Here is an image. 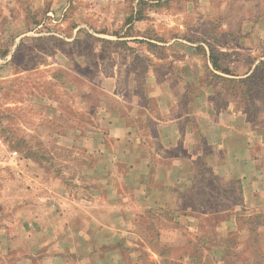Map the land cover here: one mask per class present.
<instances>
[{"label":"rangeland","instance_id":"rangeland-1","mask_svg":"<svg viewBox=\"0 0 264 264\" xmlns=\"http://www.w3.org/2000/svg\"><path fill=\"white\" fill-rule=\"evenodd\" d=\"M225 5L224 15L210 20L202 14V0H0V264H100L124 242L131 247L124 249L126 259L138 264H264V211L221 239L214 227L226 214L214 216L205 224L206 235L195 237L185 224L154 221L150 211L135 206L128 185L135 184L134 176L120 163L119 144L100 138L108 134L110 118L129 111L153 133L161 115L148 94L151 80L162 82L196 56L203 76L188 80L209 85L215 107L234 101L256 126V142L264 140V63L246 79L208 74L202 43L233 49L239 42L232 37L246 4ZM222 22L232 32L222 31ZM253 47L255 56H264V41ZM209 48L217 68L230 72L231 54ZM235 53V70L244 73L251 54ZM170 80L174 85L178 79ZM179 103L178 109H187L183 98ZM191 122V137L201 135V126ZM128 123L134 124L132 117ZM201 138L208 149L209 139ZM106 144L113 152L109 190L94 170ZM205 178L199 177L201 187L190 200L205 199L210 210L230 205L238 192L233 185L221 190L219 179ZM105 199L114 201L111 207ZM107 211L116 216L105 218ZM107 225L122 236L91 245L87 232Z\"/></svg>","mask_w":264,"mask_h":264},{"label":"crops","instance_id":"crops-1","mask_svg":"<svg viewBox=\"0 0 264 264\" xmlns=\"http://www.w3.org/2000/svg\"><path fill=\"white\" fill-rule=\"evenodd\" d=\"M244 2L245 11L240 12L241 21L236 34L232 37L237 38L232 39L234 42L239 41L235 48L228 49L213 41H208V44L202 43L206 48L205 63L210 68L208 74L213 72L228 78L246 79L255 72L258 64L264 63V56H255L253 50L257 49L253 45L258 47L260 42L264 41V0H244ZM202 4L204 5V8L203 6L201 8L202 14L206 18L211 20L214 15L215 19L219 15H224L225 0H202ZM218 4L223 7L218 9ZM219 28L222 31L232 29L225 22H222ZM240 41H248L251 45L243 47ZM253 41L256 43H252ZM215 45L220 55L231 54V60L225 63L230 67V72L213 67L209 46ZM245 49L251 57L247 55L246 69L244 73H240L235 70L240 64L239 59H235V52ZM186 58L189 56L187 55ZM197 58L195 56L186 69L167 73L162 82L151 80L148 94L156 98L161 115L155 120L153 133L146 131L145 125L138 123L137 115L129 111L123 117H115L112 121L110 118L106 129L108 134L100 135V138L105 143L109 138L115 139L119 144L116 148L121 159L120 163L127 167L130 176H134L131 180L135 184L128 183V185L132 186L129 187L130 191H134L131 197L138 209L150 211L154 221L185 224L192 231L193 236L204 233L205 224L214 216L226 214L227 218L220 223L217 222L214 227L215 236L221 239L225 233L240 231L241 220L249 219L264 211V155H261L256 147V143L259 142L258 144H261L263 148L264 140L256 142V126L234 101L226 106L215 107L209 96V88H207L209 85L188 80L189 77L203 76L202 70L198 69L200 65ZM153 72L152 70L151 73ZM152 76L156 78V74L153 73ZM171 78H177V83L171 84ZM180 98L188 103L187 109H178ZM195 100L199 103L195 104ZM192 105L193 107H190ZM131 117L134 124L128 123V118ZM192 120L201 126V135L195 132L191 137ZM202 136L209 139L208 149L201 140ZM103 146L99 155L101 164L99 167L94 166V170H97L99 177L103 175V188L109 190L111 184L108 183L113 182L108 178L111 172L110 157L113 152L107 144ZM200 176L202 178L204 176V180H207L205 176L219 179L221 190H228L227 186L232 184L231 189L238 191L233 197L237 196V198L232 197L233 201L226 202L230 205L221 207L219 210L206 208L205 199L204 202L200 198L190 200L191 194L201 187L198 183ZM104 202L105 206L111 207L114 201L105 199ZM121 206L124 207L123 203ZM113 216H116L115 213L107 211L105 218L111 220ZM126 218L136 220L131 215H127ZM105 228L87 232L90 244L101 241L106 245L112 237L122 236L114 233L113 228L108 225ZM95 235L98 239H95ZM87 246L85 254L87 253V258L90 259L91 246L89 244ZM129 246L124 242L119 249L114 248L111 255L100 264H138L132 258L126 259L124 249L131 248ZM138 246L142 247L143 244ZM147 248L142 250L144 252L150 250ZM40 261L45 262L42 259ZM81 261L86 262L83 264H95L90 260L81 259ZM183 264L194 263L184 262Z\"/></svg>","mask_w":264,"mask_h":264},{"label":"trees","instance_id":"trees-1","mask_svg":"<svg viewBox=\"0 0 264 264\" xmlns=\"http://www.w3.org/2000/svg\"><path fill=\"white\" fill-rule=\"evenodd\" d=\"M210 60H211V62H212V64H213V66L214 67H218V65H217V59L215 58V56L213 55V53H212V51H211V53H210Z\"/></svg>","mask_w":264,"mask_h":264}]
</instances>
